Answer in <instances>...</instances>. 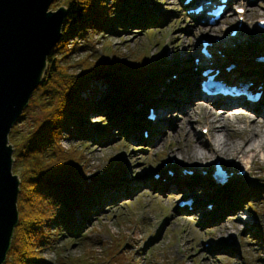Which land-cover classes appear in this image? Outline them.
I'll list each match as a JSON object with an SVG mask.
<instances>
[{
    "label": "rangeland",
    "instance_id": "374dc122",
    "mask_svg": "<svg viewBox=\"0 0 264 264\" xmlns=\"http://www.w3.org/2000/svg\"><path fill=\"white\" fill-rule=\"evenodd\" d=\"M64 1L54 0L49 9L56 10L64 6ZM158 1L148 0V13L154 16L166 15L168 19L164 25L157 24L149 29L131 24L125 28L114 27V31L120 28L118 33L90 32L85 42L78 38L77 42L83 43L84 47L69 56L72 62L84 58L87 52L113 64L120 59L119 67L129 71L142 69L148 77L150 73L147 72L156 65L158 73L165 77V85H160L154 92H147L148 96L152 93L149 98H153V104L148 105V99H143L141 105H136L144 116L139 118L142 120L140 124L138 121L136 125L131 124L132 127H128V135H123L121 130L112 124V138L105 143H98L89 137L82 140L62 135L60 145L65 150L75 152L79 162L74 163V170L82 177L86 176L87 182H91L95 176L106 181L109 177L108 169L115 166L121 168L124 177L109 189L115 199L108 201L107 198L100 206L101 209L97 210V214H91L86 220L85 211L82 210L86 206H80L74 201L70 203L73 212L63 217L66 221L75 217L76 223L82 226L78 235L70 234L63 228L59 231L57 225H49V222L43 223L45 226H42V233H34V241L43 243L40 246L34 243L28 246V249L29 256L44 260L45 264H264V197L259 193V189L264 185V160L256 159L255 163L250 164V172L246 171L244 164L239 165L238 168L242 172L244 169L243 176H238L235 181H228L224 187H216L210 183L209 174L213 168L209 172L202 170L200 175L193 174L192 168L200 165L193 164L195 166L190 167L187 163H182L179 158L173 157L178 156L175 152L176 155L171 158L179 162V172L186 165L193 170L192 176L163 177L164 174H173L171 169L163 168V164L171 159L168 158V151H176L177 147L186 142L178 126L188 124V128H192L199 137L205 139L209 134L208 131L204 132L207 130V124L203 120L195 121L193 117L187 116V109L181 110L180 105L170 109L163 124L158 121L150 122L147 115L150 108L155 112L157 107L169 105L174 96H168L177 94L175 92L180 87L191 83L190 79L186 83L185 78L188 75H191L190 78L196 77L195 74L189 73L191 59L186 56L181 59L177 57L181 56V48L194 39V28L206 27L207 24H201L198 17L193 19L186 16L187 9L196 6V3L185 6L184 0ZM244 2L238 3V6L244 8V12L239 14L244 17L242 21L245 20L243 30L249 32L250 36L258 32L261 33L260 37H264V31L255 27L258 20H264V0ZM233 7V4H228L224 15L217 23L212 24V28L225 27L221 35L213 34L214 38L228 35L227 31L237 24L235 17L237 18L238 13L231 10ZM137 13L140 23L147 21L148 17L144 13ZM232 14L235 15L234 20H226ZM263 42L248 41L244 47H257ZM172 56L173 62L170 61L163 68L165 59ZM171 69L175 71L169 73ZM198 74L199 72L196 75ZM191 80L194 82L195 79ZM171 82L176 84L168 92L166 85ZM89 86L88 93H82V96L88 99L103 96L104 91L107 95L114 92L103 82H93ZM159 88H163L165 92L156 98L155 94ZM39 93L34 92L35 98H40ZM136 96L142 95L138 92ZM259 108L263 109L261 120H264V102L259 104ZM42 116L37 104L30 107L18 123V134L33 126L34 120L41 119ZM87 119L89 124H94L95 127L100 125V119L107 122L104 113L90 114ZM140 126H146L147 129L137 131ZM144 130L147 131L146 136L143 135ZM81 141H85L86 145ZM9 143L12 145L14 156L15 148L10 140ZM228 158L230 157L227 155L214 159L212 157L211 167L217 161L222 167L225 162L228 163ZM224 170L227 169L224 167ZM190 177L202 186V190L194 188V195L203 198L204 194L210 191L212 198L208 203L218 201L219 209H213L212 204H207L209 211H189L178 206L181 201L188 200V195L183 194L185 191L179 189L185 184H191L188 181L190 179H187ZM169 184L177 190H168ZM58 235L60 236L56 238ZM43 236L48 237V242L44 241Z\"/></svg>",
    "mask_w": 264,
    "mask_h": 264
},
{
    "label": "trees",
    "instance_id": "16d2710c",
    "mask_svg": "<svg viewBox=\"0 0 264 264\" xmlns=\"http://www.w3.org/2000/svg\"><path fill=\"white\" fill-rule=\"evenodd\" d=\"M63 4L65 16L60 39L47 55L40 84L8 135V141L15 148L12 171L20 181L18 220L2 264H45L44 260L29 256L28 249L34 243L36 246L43 243L34 241V233H42V226H45L43 223L49 222V225H57L59 231L63 228L70 234L78 235L82 226L76 223L75 217H70L69 221L63 217L73 212L70 207L72 201L86 206L82 208L86 220L91 214H97L107 198L108 201L115 199L109 189L118 184L119 179H123L121 168L115 166V169H108L109 177L106 181L95 176L91 182H87L86 176L82 177L74 170V163L79 162L75 152L65 150L60 145L62 135L82 140L89 137L98 143H105L112 138L110 124L119 128L123 135H128L129 122L144 116L136 108L139 98L136 93L139 92L143 99H147L152 94L148 96L147 92H154L160 85H165L164 75L158 73L156 65L147 72L150 73L148 77L142 69L129 71L119 67L120 59L113 64L95 57L91 52H87L77 62L69 59L70 54L84 47L83 43L77 42L78 38L85 42L90 32L118 33L120 28L114 31V27L125 28L131 24L149 29L157 24L164 25L168 19L166 15H149L148 0H65ZM137 12L144 13L148 17L147 21L140 23ZM185 80L188 83L189 75ZM93 82H103L114 92L107 95L104 91L103 96H93L92 99L83 97L82 93L87 94ZM174 84H167L166 91L169 92ZM35 91L40 92L39 99L35 98ZM148 103L153 104L152 99ZM36 104L43 114L42 118H36L33 126L18 134V123L28 109ZM98 113H104L107 122L100 119L99 126L90 125L87 118L90 114ZM81 143L86 145L85 141ZM259 193L264 197V185ZM59 218L61 220L57 221ZM43 238L48 242L47 236Z\"/></svg>",
    "mask_w": 264,
    "mask_h": 264
},
{
    "label": "bare ground",
    "instance_id": "6f19581e",
    "mask_svg": "<svg viewBox=\"0 0 264 264\" xmlns=\"http://www.w3.org/2000/svg\"><path fill=\"white\" fill-rule=\"evenodd\" d=\"M200 1L201 0H192L191 2L199 3ZM241 1L245 3L244 1L251 0H230L228 4L234 2V5H237L238 7V3ZM231 10L235 11V9ZM234 16L235 15L232 14L231 16L227 17L226 20L233 21ZM236 16L237 18L235 17V20L238 23L241 16L239 14ZM224 24L228 25V23ZM255 27L264 31V28H261L258 23L255 25ZM224 28L225 27L212 28V25L209 23L206 27L196 26L194 28V39L190 41L187 46L185 45L181 48V56L177 57V59H181L185 56L191 59L189 62V73L195 74L197 80L195 79V81L192 82V85L184 84L186 86L180 87L177 92H175L177 94L169 95L168 97L174 96V99H172L169 105L166 107H157L154 112L155 118L154 120L150 121L152 123H157L158 121L163 124L167 119L166 116L169 114L168 112L170 109H172L174 106L177 107V105H180L179 107L181 110L187 109V116L193 117L195 121L203 120L207 124L206 128L209 134L205 139L199 137V135L194 130H192V128H188V124L182 125L181 127L178 126L180 128L179 132L183 133L186 142L184 145L177 147L176 151L173 149L168 151L170 155L168 158H171V156L177 152L179 157H173L179 158L182 163H187V165L190 167L198 164L200 166L193 167L192 169L194 171L188 168L187 170L191 171L190 174L179 172V168L181 167L179 166V162L171 158L163 164V168L171 169L173 174H164L163 177L165 178L171 176L186 178L188 176H192V171L193 174L198 175H200L202 170L209 172L211 168H213L211 167V162L214 158L227 155V157H230L228 158V163H222V167L223 169L224 167L227 169L226 174L229 175L227 182L230 180L235 181L237 180L238 176H243L238 174V171H240V168H238L239 165L244 164L245 169H247L246 171L250 172V164L255 163L256 159L264 160V120H261V117L263 116V109L259 108V104L264 102V60L257 59L258 57H264V37H260L261 33L258 32H255L252 34V36H250L249 32L243 30V25H240V29L235 36L232 37L230 35H222L219 36V39L215 40L212 35L215 33H220L221 35ZM203 34L210 35L211 37ZM201 36L209 38L208 41L210 42V46L208 47V51L212 53L209 59L205 58L200 52L202 45L199 39ZM252 40L263 43L257 47H244L246 42ZM221 54H223V56ZM195 57L198 58L197 64L194 62ZM173 60V56L169 59L166 58L163 68L170 61L173 62ZM247 63H250V65ZM229 65H233L234 67L231 72L227 73L225 72L224 68ZM207 68H212L213 70L218 69L219 73L217 78L228 83H232L234 79L233 75L240 77L241 80H245L246 83L250 82L251 85L248 87V89L253 92L260 91V100L256 103H251L246 102L243 98H241L238 101L240 106H235L232 104V102H235L236 100L231 101L229 100L230 98L228 96H225L223 98L225 99L224 101H219L218 99H220L221 96L216 95L210 97L216 99L215 102L207 101L206 97L209 96L202 92L198 83V81L202 79L200 72ZM196 71L199 72L198 75H196ZM174 83L176 84V82ZM164 92L165 91L163 88H159L155 94V97L157 98L161 95H164ZM141 97L142 96H140L137 100L140 105L143 100V97ZM147 99L148 101L150 100V98ZM193 105L195 106L193 107ZM239 111H243L244 113L240 114L238 113ZM219 112L221 114H219ZM233 112H235V114H233ZM199 115L201 116L199 117ZM186 120L188 121L189 118ZM141 121L142 120L139 118H134L131 122H129L128 127H132L131 124L134 125L137 122L140 124ZM239 123H242V125H238ZM187 179H190L188 181L191 184L183 185L179 191H181V189L183 192L185 191L183 194L188 195L190 204L183 206L178 204L179 207L189 211H209V209H207V204H212L213 209H219L218 201L208 203L212 198V193L210 191L205 193L203 198L196 197L193 193L194 188L198 187V189L202 190V186L194 182L193 177ZM223 186L225 185H219V187ZM167 189L174 191L177 190L176 187L171 184L167 185Z\"/></svg>",
    "mask_w": 264,
    "mask_h": 264
},
{
    "label": "water",
    "instance_id": "95a60500",
    "mask_svg": "<svg viewBox=\"0 0 264 264\" xmlns=\"http://www.w3.org/2000/svg\"><path fill=\"white\" fill-rule=\"evenodd\" d=\"M54 0H0V264L18 220L19 177L8 134L40 84L46 58L60 39L63 6Z\"/></svg>",
    "mask_w": 264,
    "mask_h": 264
},
{
    "label": "snow or ice",
    "instance_id": "6c2138e0",
    "mask_svg": "<svg viewBox=\"0 0 264 264\" xmlns=\"http://www.w3.org/2000/svg\"><path fill=\"white\" fill-rule=\"evenodd\" d=\"M238 11H242V9H238Z\"/></svg>",
    "mask_w": 264,
    "mask_h": 264
}]
</instances>
